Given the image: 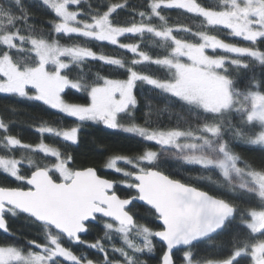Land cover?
<instances>
[{"label":"snow or ice","instance_id":"6c2138e0","mask_svg":"<svg viewBox=\"0 0 264 264\" xmlns=\"http://www.w3.org/2000/svg\"><path fill=\"white\" fill-rule=\"evenodd\" d=\"M0 94V264H147L157 241L159 264H264V158L237 151L264 154V0H0ZM24 102L72 122L24 142ZM93 126L140 145L115 175L68 151Z\"/></svg>","mask_w":264,"mask_h":264},{"label":"trees","instance_id":"16d2710c","mask_svg":"<svg viewBox=\"0 0 264 264\" xmlns=\"http://www.w3.org/2000/svg\"><path fill=\"white\" fill-rule=\"evenodd\" d=\"M108 2H122V0H108ZM131 3H138L139 0H130ZM211 2V0H209ZM31 11L34 13V19L37 22V25L47 24L48 17L43 15L41 10L32 8ZM172 21L176 22L177 17L175 12L172 14ZM180 23L190 24V26H194L190 21L185 20L184 17L179 18ZM226 41H230V37H225ZM100 51H104L109 55H119V50H115L113 46H105L103 49H99ZM130 55V54H128ZM103 72L104 70L101 69ZM109 75L114 76L115 78H123L118 77L115 73H108ZM146 86H141L140 93L141 99L143 100L145 96H150V92L145 91ZM79 96V94H77ZM74 102H83L82 100H78L73 98ZM13 98L5 97L0 94V114H6L7 110L12 106ZM19 109V116L17 122L13 125V134L18 135L24 142L27 143H37L38 135L34 131V125L39 121H48V122H59L62 126L68 125L72 122L71 118L63 117L62 114L55 113L54 110L44 109L43 106L37 107L30 102H24L19 105H16ZM142 115V113L140 114ZM108 130H102L101 126H93L89 128L82 129L81 132V143L79 146H72L68 148V151L71 152L77 162L78 165L84 166H93L96 167L101 174L103 175H115L114 173H109L107 170L103 168V164L107 159V154H111L113 151H118L123 154L131 155L135 152L136 149L140 147L139 144L135 142V140L125 138L124 134L118 135H109L107 134ZM46 142H52L51 138ZM59 146V145H56ZM245 146H241L237 148V151L241 152V154L248 158L249 160L259 161L264 158V154L260 151H242V148ZM63 150V148H62ZM176 171V170H173ZM180 176L188 177L187 173H178L177 178ZM6 183L3 176H0V184ZM138 215L143 216L145 220H151L150 216H147L146 213L141 208L138 212ZM12 227L17 232H23L26 238H37L41 239L39 234L32 230V226L25 224L23 221H15L12 223ZM97 233L93 232L85 236L89 242L94 241ZM0 239H4L3 234H0ZM229 239L228 236L221 237L216 242V247L220 246L223 243H226ZM156 251L153 254L146 255L147 264H159L162 245L156 242ZM213 245H208L201 249L202 252H208ZM74 252L76 254H86L89 255V258L95 255L92 250L85 248L81 245H73L72 246ZM177 255H180L177 253Z\"/></svg>","mask_w":264,"mask_h":264},{"label":"water","instance_id":"95a60500","mask_svg":"<svg viewBox=\"0 0 264 264\" xmlns=\"http://www.w3.org/2000/svg\"><path fill=\"white\" fill-rule=\"evenodd\" d=\"M157 243H159V244L161 245V243H160V242H158V241H157ZM160 257H161V256H160Z\"/></svg>","mask_w":264,"mask_h":264}]
</instances>
